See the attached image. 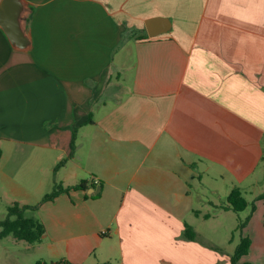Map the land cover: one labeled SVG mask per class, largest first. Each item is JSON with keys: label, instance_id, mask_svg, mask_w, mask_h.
Listing matches in <instances>:
<instances>
[{"label": "crops", "instance_id": "crops-1", "mask_svg": "<svg viewBox=\"0 0 264 264\" xmlns=\"http://www.w3.org/2000/svg\"><path fill=\"white\" fill-rule=\"evenodd\" d=\"M23 1L30 49L0 28V202L38 205L49 263L229 264L201 229L238 188V264H264V0Z\"/></svg>", "mask_w": 264, "mask_h": 264}, {"label": "trees", "instance_id": "trees-1", "mask_svg": "<svg viewBox=\"0 0 264 264\" xmlns=\"http://www.w3.org/2000/svg\"><path fill=\"white\" fill-rule=\"evenodd\" d=\"M1 149H0V158H1ZM65 160L59 162L54 168L53 172L55 173L60 167L63 166ZM92 186V185H91ZM86 182L81 181L78 184L63 188L60 184L55 183L52 191L49 194H46L41 202L52 201L60 193H67L69 190H85ZM257 200L264 201V193L257 197ZM36 206H24L17 203L12 204L6 208V217L4 220L0 221V238L11 236L16 241H23L27 244L39 243L42 237L45 234V229L42 223L37 219L27 216L28 211H33L37 209ZM248 207V202L243 197L241 190L234 188L228 194L226 198V205L222 208L224 210H231L234 213H239L244 211ZM253 209V206H251ZM245 222L238 224V229H242ZM183 236L186 240L193 241L195 234L189 226H185ZM250 247V241L247 237H244L240 240L239 244L236 247L234 254L230 257V264H238L239 260L247 255ZM36 264H52V263H42L37 262ZM56 264H73L69 261L63 260ZM250 264V263H242Z\"/></svg>", "mask_w": 264, "mask_h": 264}, {"label": "rangeland", "instance_id": "rangeland-1", "mask_svg": "<svg viewBox=\"0 0 264 264\" xmlns=\"http://www.w3.org/2000/svg\"><path fill=\"white\" fill-rule=\"evenodd\" d=\"M262 183L263 184L258 187L264 190V182ZM245 197L248 200L251 199L249 194ZM6 208L7 207L0 202V221L4 220L6 217ZM245 218V211L233 213V215L225 220V223L223 222L224 225L222 229L209 225V223H207L206 227L201 229V236L205 237L206 240L211 243L210 246H213L208 247V250L210 249L214 256L215 254L218 255L219 257L217 258L223 261L228 258L230 260L240 240L244 237V233L242 232L243 228L240 230L236 225L244 222ZM37 244L38 243L27 244L23 241H16L11 236L0 238V264H36L37 262H42L43 259H46L44 261L49 263L50 258H48V252L46 250L37 249ZM211 255L209 257L214 259L213 255ZM213 264H218V262L215 261Z\"/></svg>", "mask_w": 264, "mask_h": 264}, {"label": "water", "instance_id": "water-1", "mask_svg": "<svg viewBox=\"0 0 264 264\" xmlns=\"http://www.w3.org/2000/svg\"><path fill=\"white\" fill-rule=\"evenodd\" d=\"M31 9L23 0H1L0 1V28L8 38L9 43L15 50L28 51L31 46L27 34L26 22ZM153 20L145 23L147 35L150 38L166 32V29L153 31ZM99 188L96 189L98 191Z\"/></svg>", "mask_w": 264, "mask_h": 264}]
</instances>
